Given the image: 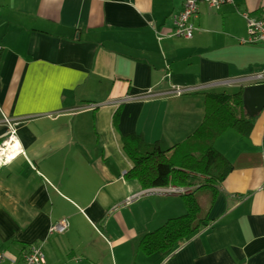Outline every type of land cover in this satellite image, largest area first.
<instances>
[{
	"label": "crops",
	"instance_id": "crops-1",
	"mask_svg": "<svg viewBox=\"0 0 264 264\" xmlns=\"http://www.w3.org/2000/svg\"><path fill=\"white\" fill-rule=\"evenodd\" d=\"M184 2L0 0V142L7 116L22 149L0 165V264H23L33 244L44 264H264V105L248 91L264 83L248 78L264 70V44L244 41V13L264 0L200 1L192 38L173 34ZM207 92H242L254 126L216 141L233 169L214 199L195 192L206 225L147 254L142 239L186 213L185 195L142 194L152 187L127 177L124 138L185 141ZM62 219L68 229L50 233Z\"/></svg>",
	"mask_w": 264,
	"mask_h": 264
},
{
	"label": "trees",
	"instance_id": "trees-1",
	"mask_svg": "<svg viewBox=\"0 0 264 264\" xmlns=\"http://www.w3.org/2000/svg\"><path fill=\"white\" fill-rule=\"evenodd\" d=\"M253 126L254 119L246 113L242 92H207L205 117L185 141L163 149L158 143L149 148L139 134L124 138V145L133 161V167L126 174L129 179L137 180L143 187L174 184L191 188L184 194L186 213L169 219L146 234L141 242L144 252L168 254L206 225V217L201 216L202 206L195 192L202 188L211 189L214 199L218 185L233 169L228 157L215 147L216 141L228 129H235L244 137L249 136Z\"/></svg>",
	"mask_w": 264,
	"mask_h": 264
},
{
	"label": "built area",
	"instance_id": "built-area-1",
	"mask_svg": "<svg viewBox=\"0 0 264 264\" xmlns=\"http://www.w3.org/2000/svg\"><path fill=\"white\" fill-rule=\"evenodd\" d=\"M205 1L210 6L220 8L227 2H231L232 0H185L184 8L178 14H175L174 19V32L173 34L178 37L184 38H192L194 36L196 25L194 23V19L198 15L199 2ZM244 17L246 19V27H247V38L244 40L245 42L253 43V44H264V7L258 15H251L248 12L244 13ZM249 79L256 82H264V70L260 72H256L250 76ZM182 92L181 90H178ZM13 120L10 117L4 116V122L8 125L9 132L0 144L4 147H7L6 142L8 139L13 141V138L16 137V128H14ZM22 149H18L15 153V156ZM3 152V151H2ZM14 156V157H15ZM7 161V157L4 156L0 165ZM191 191L190 187H183L177 185H169V186H155L149 189H145L144 193H181L186 194ZM141 195V194H139ZM68 221L67 219H62L59 222L52 224L49 228L50 233H62L68 229ZM4 255L0 252V262L3 259ZM46 262L45 253L42 245L33 244L29 251L26 253L23 264H44ZM10 264H16L13 260Z\"/></svg>",
	"mask_w": 264,
	"mask_h": 264
},
{
	"label": "bare ground",
	"instance_id": "bare-ground-1",
	"mask_svg": "<svg viewBox=\"0 0 264 264\" xmlns=\"http://www.w3.org/2000/svg\"><path fill=\"white\" fill-rule=\"evenodd\" d=\"M7 147H4L1 145L0 148V163L2 162V159L4 156L7 157V160L13 158L15 156V153L19 149V142L16 139V137L13 138V141H10V139L6 142ZM3 151V152H2Z\"/></svg>",
	"mask_w": 264,
	"mask_h": 264
},
{
	"label": "water",
	"instance_id": "water-1",
	"mask_svg": "<svg viewBox=\"0 0 264 264\" xmlns=\"http://www.w3.org/2000/svg\"><path fill=\"white\" fill-rule=\"evenodd\" d=\"M250 94H255L262 99V106L264 105V83H257L249 87Z\"/></svg>",
	"mask_w": 264,
	"mask_h": 264
},
{
	"label": "rangeland",
	"instance_id": "rangeland-1",
	"mask_svg": "<svg viewBox=\"0 0 264 264\" xmlns=\"http://www.w3.org/2000/svg\"><path fill=\"white\" fill-rule=\"evenodd\" d=\"M3 141H4V139H3ZM3 141H2V142H3ZM2 142H1V144H2ZM215 147L218 149L217 143L215 144ZM218 150H219V149H218ZM202 212L205 214L206 209L202 208L201 214H202Z\"/></svg>",
	"mask_w": 264,
	"mask_h": 264
}]
</instances>
